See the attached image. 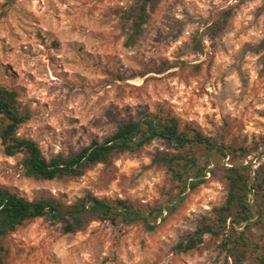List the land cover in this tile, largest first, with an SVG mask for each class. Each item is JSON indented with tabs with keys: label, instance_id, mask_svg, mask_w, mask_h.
Segmentation results:
<instances>
[{
	"label": "rangeland",
	"instance_id": "1",
	"mask_svg": "<svg viewBox=\"0 0 264 264\" xmlns=\"http://www.w3.org/2000/svg\"><path fill=\"white\" fill-rule=\"evenodd\" d=\"M134 1L0 0V84L15 90L29 113L18 135L35 140L47 159L66 157L124 121L161 112L232 149L210 154L205 183L180 192L155 161L170 152L159 140L116 153L83 176L55 180L26 177L22 155L6 156L0 143V186L28 199L70 203L92 192L147 214L163 210L152 231L94 220L63 234L58 224L31 220L7 237L5 264H224L220 238L210 234L188 253L174 247L224 203L227 168L264 170V0H158L126 46L130 25L122 14ZM195 153L206 159V150ZM249 202L254 206V191ZM249 237L262 242L264 221Z\"/></svg>",
	"mask_w": 264,
	"mask_h": 264
},
{
	"label": "trees",
	"instance_id": "2",
	"mask_svg": "<svg viewBox=\"0 0 264 264\" xmlns=\"http://www.w3.org/2000/svg\"><path fill=\"white\" fill-rule=\"evenodd\" d=\"M157 1L135 0L123 12V19L130 25L126 46L135 44L149 19L148 10ZM225 22L226 16H223L217 28ZM28 119L29 113L21 110L18 93L0 84V143L3 153L9 157L22 155L20 166L24 175L36 180L80 177L95 165L108 163L116 153L133 152L159 140L170 152L156 155L155 161L166 166L178 182L180 192H186L205 183L206 174L210 172L207 160L210 154L225 157L228 155L225 151L232 149L205 135L192 123L181 124L174 116L155 112L124 121L111 134L102 139L93 138L66 157L57 155L47 159L35 140L18 135L19 127ZM195 149L207 151L203 162ZM226 189V199L215 208L213 217H202L195 230L175 245V252L184 254L198 249L205 235L210 234L220 238L221 251L226 252L224 264H244L247 253L252 256L249 264H264V238L261 243H256L249 237L252 227L264 221L258 198H264V170H252L250 164L233 165L226 169ZM253 191L254 206L249 202ZM253 210L257 215L254 221ZM152 211L147 214L126 199L99 197L92 192H86L69 203L55 197L28 199L6 186H0V264H5L8 253L7 237L31 220L42 218L58 224L63 234L82 231L94 220L108 221L114 226L141 223L152 231L156 226L151 221L157 219L163 210L154 209V215ZM241 225L243 229L237 230Z\"/></svg>",
	"mask_w": 264,
	"mask_h": 264
}]
</instances>
